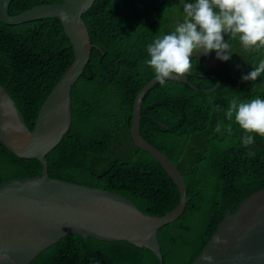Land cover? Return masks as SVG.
<instances>
[{
    "label": "trees",
    "instance_id": "trees-1",
    "mask_svg": "<svg viewBox=\"0 0 264 264\" xmlns=\"http://www.w3.org/2000/svg\"><path fill=\"white\" fill-rule=\"evenodd\" d=\"M195 0H95L83 14L90 59L71 90L68 133L47 155L52 178L121 194L150 215L179 202V191L156 159L131 138L133 102L155 74L145 61L147 45L175 30ZM60 0H12L9 14ZM231 46L227 61L192 58L189 81L156 82L141 105L140 134L180 170L189 202L183 214L158 230L162 261L145 246L77 234L61 238L29 264H191L209 241L226 209L264 187V137L242 144L244 130L226 111L237 98L264 99V75L243 81L264 59V46L247 49L222 33ZM104 52L102 55L101 51ZM73 60L61 20L46 17L16 25L0 22V85L32 130L40 107ZM219 78V85L211 89ZM205 75V76H203ZM251 153V155H249ZM35 159H21L0 142V184L41 174Z\"/></svg>",
    "mask_w": 264,
    "mask_h": 264
},
{
    "label": "water",
    "instance_id": "water-1",
    "mask_svg": "<svg viewBox=\"0 0 264 264\" xmlns=\"http://www.w3.org/2000/svg\"><path fill=\"white\" fill-rule=\"evenodd\" d=\"M11 1L0 0L1 23L16 25L58 17L72 45L73 60L44 99L32 130L7 89L0 85V142L15 156L35 159L42 166L39 175L0 184V264H29L42 250L73 234L145 246L161 262L158 230L177 220L189 199L180 170L139 131L142 101L156 78L150 79L134 99L130 134L135 145L150 153L178 188V204L163 215L147 214L116 192L49 176L46 155L70 129L71 90L94 47L82 16L95 0L41 3L9 14ZM201 57H216V52L205 55L203 50L194 49L189 59ZM189 75L168 80L195 88ZM211 76L216 79L214 89L220 81L216 75ZM191 264H264V187L244 198L235 212L226 209Z\"/></svg>",
    "mask_w": 264,
    "mask_h": 264
},
{
    "label": "clouds",
    "instance_id": "clouds-1",
    "mask_svg": "<svg viewBox=\"0 0 264 264\" xmlns=\"http://www.w3.org/2000/svg\"><path fill=\"white\" fill-rule=\"evenodd\" d=\"M184 12L185 19L174 31L157 37L146 48L149 58L145 63L161 86L173 76L180 78L189 73L193 67L189 57L194 49L203 50L205 55L215 50L218 59L229 60L231 46L222 33L231 37L240 34L246 50L264 46V0H195L184 5ZM253 68L242 75L243 81H255L264 75V59ZM233 116L245 132V147L254 143L253 134L264 137V99L242 102L233 98L226 117L231 120Z\"/></svg>",
    "mask_w": 264,
    "mask_h": 264
},
{
    "label": "rangeland",
    "instance_id": "rangeland-1",
    "mask_svg": "<svg viewBox=\"0 0 264 264\" xmlns=\"http://www.w3.org/2000/svg\"><path fill=\"white\" fill-rule=\"evenodd\" d=\"M217 57L209 58L205 61L207 66H213L217 62Z\"/></svg>",
    "mask_w": 264,
    "mask_h": 264
},
{
    "label": "flooded vegetation",
    "instance_id": "flooded-vegetation-1",
    "mask_svg": "<svg viewBox=\"0 0 264 264\" xmlns=\"http://www.w3.org/2000/svg\"><path fill=\"white\" fill-rule=\"evenodd\" d=\"M217 61H218V59H217ZM216 63H217V62H216ZM216 63H215V64H216ZM215 64H214V65H215Z\"/></svg>",
    "mask_w": 264,
    "mask_h": 264
}]
</instances>
